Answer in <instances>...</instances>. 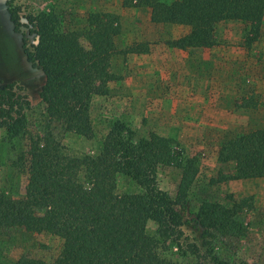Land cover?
I'll return each instance as SVG.
<instances>
[{
    "label": "trees",
    "instance_id": "1",
    "mask_svg": "<svg viewBox=\"0 0 264 264\" xmlns=\"http://www.w3.org/2000/svg\"><path fill=\"white\" fill-rule=\"evenodd\" d=\"M11 3L7 1L10 20L22 34L26 58L45 77L40 97L49 119L91 136L89 97L109 92L116 37L122 32L118 15L92 11L83 23L71 26L66 10L22 15ZM123 5L149 7L156 23L189 26L176 44L196 48L216 45L217 25L228 19L245 23V42L251 46L264 19V0H123ZM29 35L35 36L32 43ZM31 107L17 82H0V128L10 139L27 134ZM29 140L28 150L19 156L30 162L28 186L13 196L0 188V229L22 227L60 237L56 264H185L166 256L163 248H176L178 256H192L196 264H249L223 258L218 238L245 233L240 214L253 202L246 197L226 206L205 200L194 211L189 189L199 159L177 150L170 138L156 132L138 137L129 123L117 120L96 155L66 153L52 134ZM218 159L234 163L225 178L263 177L264 128L225 140ZM164 165L182 169L175 195L159 186L158 170ZM122 179L140 190L120 191ZM149 220L157 225L154 234L147 231ZM14 264L51 263L23 255Z\"/></svg>",
    "mask_w": 264,
    "mask_h": 264
},
{
    "label": "rangeland",
    "instance_id": "2",
    "mask_svg": "<svg viewBox=\"0 0 264 264\" xmlns=\"http://www.w3.org/2000/svg\"><path fill=\"white\" fill-rule=\"evenodd\" d=\"M8 0H0V82L15 81L28 94L27 134L10 139L0 128V188L13 196L28 186L30 162L19 158L29 147V137L52 134L64 152L96 155L117 120L129 123L136 136L156 132L170 138L177 150L199 159V170L189 189L192 209L203 201L232 206L235 199L250 198L252 208L240 214L245 233L219 236L223 258L264 264V176L232 179L234 163L218 159L222 143L236 135L264 128V19L258 40L247 46V27L240 20L217 25V44L192 48L176 42L188 33L184 24L156 23L147 6H124L123 0H11L21 14L56 8L68 11L71 26L81 24L92 11L112 12L122 32L116 37L118 52L112 59L109 92L91 95L88 111L92 135L67 131L62 122L50 120L40 97L45 77L33 67L20 47V35L12 31ZM171 2L172 0H165ZM29 43L35 39L28 36ZM180 57L174 59V53ZM182 169L173 165L158 170L159 186L175 195ZM120 191L140 190L122 179ZM157 225L149 220L147 231ZM186 234L192 230L184 226ZM63 240L49 232H30L22 227L0 229V264H14L21 256L56 264ZM166 256L196 264L192 256L180 257L176 248H163Z\"/></svg>",
    "mask_w": 264,
    "mask_h": 264
},
{
    "label": "flooded vegetation",
    "instance_id": "3",
    "mask_svg": "<svg viewBox=\"0 0 264 264\" xmlns=\"http://www.w3.org/2000/svg\"><path fill=\"white\" fill-rule=\"evenodd\" d=\"M7 10H8V8H7ZM9 13V12H8ZM9 19H10V16H9ZM11 21V20H10ZM11 23H12V21H11ZM12 25H13V23H12ZM12 31H13V33L14 34H19L20 35V42H21V45H20V47H21V49H22V53H23V55H25V53H24V51H23V47H22V34L20 33V32H17V31H15L14 30V26L12 27ZM25 58H26V55H25ZM26 60H27V58H26ZM28 61V60H27ZM29 62V61H28ZM30 63V62H29ZM31 64V63H30Z\"/></svg>",
    "mask_w": 264,
    "mask_h": 264
},
{
    "label": "crops",
    "instance_id": "4",
    "mask_svg": "<svg viewBox=\"0 0 264 264\" xmlns=\"http://www.w3.org/2000/svg\"><path fill=\"white\" fill-rule=\"evenodd\" d=\"M192 48H196V47H192ZM182 54V53H181ZM180 52L178 53L177 51L173 54L174 55V59H176V57L178 58V57H180Z\"/></svg>",
    "mask_w": 264,
    "mask_h": 264
}]
</instances>
